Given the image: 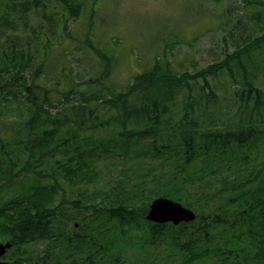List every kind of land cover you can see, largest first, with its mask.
Listing matches in <instances>:
<instances>
[{"label":"trees","instance_id":"trees-1","mask_svg":"<svg viewBox=\"0 0 264 264\" xmlns=\"http://www.w3.org/2000/svg\"><path fill=\"white\" fill-rule=\"evenodd\" d=\"M95 1L0 0L1 31L31 21L39 28L32 42L13 47L11 37L0 35V109L19 113L10 122L0 116V242L12 243L4 259L264 264V0H246L257 2L258 14L229 30L234 50L194 72L177 63L174 49L209 28L166 27L160 36L156 29H134L161 54L128 56L107 41L108 30L121 26L120 13L104 18L95 10L79 22ZM76 23L83 25L76 40L95 70L80 86L50 95L37 87L45 73L43 61L35 60L37 42L45 39L48 57L55 42L67 43ZM124 69L133 78L117 89L114 79ZM221 77L233 89L229 103L215 82ZM159 196L195 210L196 221H146ZM157 244L169 254L152 257L146 248ZM127 249L135 251L134 260Z\"/></svg>","mask_w":264,"mask_h":264},{"label":"rangeland","instance_id":"rangeland-1","mask_svg":"<svg viewBox=\"0 0 264 264\" xmlns=\"http://www.w3.org/2000/svg\"><path fill=\"white\" fill-rule=\"evenodd\" d=\"M209 1H211V4H209ZM235 1L224 0L222 4L217 5L216 0H97L95 16L103 15L105 18L114 9L117 19L119 17L118 13H120L121 26L118 29L108 30L107 33V41L110 47L115 51L127 52L129 53L128 56L151 59H155L160 55L161 53L158 54L160 50L151 41L145 40L146 37L143 34L142 37H139L138 32H133L134 29L146 34H150L156 29L160 36L162 33L159 30H166V27L181 26L199 31L210 25L212 29H208V33L203 38L190 37L185 42L177 43L174 49L173 55L177 63L183 64L184 67L182 68H188L190 72H193L195 69L221 59L225 49L231 47L235 41L230 37L229 30L236 29L237 24L242 21L247 22L252 17L254 10L250 8H246L241 14L238 9H234ZM225 9H228L225 15L227 17L225 18L226 24L223 29L213 30L217 26L215 17ZM91 13V10L83 12V19L79 22L86 21ZM82 26L79 23L74 24L72 29L69 30L70 38L67 43L58 44L55 42V47L50 50L48 57L43 55L41 47V42L45 39L42 38L37 42L38 50L35 53V60L43 61L45 71L38 80L37 87L47 88L50 95L55 96L64 88L70 89L80 86V83L86 81L95 70V61L85 54V48L80 46L76 40V37L80 35L77 30ZM35 31H39V28L36 22L31 21L28 22L26 27L6 28L5 31L0 29V35L11 37L12 39L7 40V44L13 47L27 40L32 42L33 38L36 37ZM147 44H150L151 48L148 49ZM32 48L36 50L35 46ZM62 62H66L65 65L68 70H62ZM140 69L145 71L146 67L141 66ZM126 70H121L114 79L117 89L125 88L131 80V74L125 72ZM215 82L219 87L224 103H229L233 98V89L229 88L230 82L227 77H221ZM35 89L37 90L36 87ZM0 111V116L5 119V122H10L17 118L19 114L15 107L11 109L2 106ZM16 161L18 164L20 163L19 160ZM65 180L62 179L60 184L64 182L63 185L68 190L69 195L75 196L74 187H71ZM93 189L91 187L88 191L90 192ZM61 198L60 192L57 201ZM66 210L76 212L71 205H67ZM146 249L152 254V257H165L169 254L167 248L159 244L148 245ZM126 253L130 256V259L134 260L132 258L135 256L134 250L127 249Z\"/></svg>","mask_w":264,"mask_h":264},{"label":"water","instance_id":"water-1","mask_svg":"<svg viewBox=\"0 0 264 264\" xmlns=\"http://www.w3.org/2000/svg\"><path fill=\"white\" fill-rule=\"evenodd\" d=\"M195 213L184 207L181 203L168 198L159 197L150 204L146 219L156 223L173 222L179 224L181 222L194 221ZM10 243H0V264H6L1 261V257L6 253Z\"/></svg>","mask_w":264,"mask_h":264}]
</instances>
